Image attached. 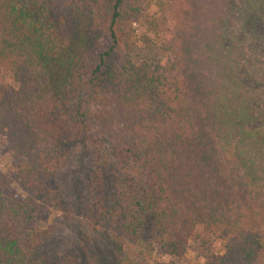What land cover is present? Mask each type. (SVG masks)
<instances>
[{"label":"trees","instance_id":"1","mask_svg":"<svg viewBox=\"0 0 264 264\" xmlns=\"http://www.w3.org/2000/svg\"><path fill=\"white\" fill-rule=\"evenodd\" d=\"M159 1L0 0V141L16 180L62 211L54 182L78 157L86 236L121 251L148 230L161 256H183L203 225L225 246L217 264H264V90L231 83L229 39L264 37V0H171L164 55L137 63L132 23ZM11 183L0 177V264H78L46 249L40 205Z\"/></svg>","mask_w":264,"mask_h":264},{"label":"rangeland","instance_id":"2","mask_svg":"<svg viewBox=\"0 0 264 264\" xmlns=\"http://www.w3.org/2000/svg\"><path fill=\"white\" fill-rule=\"evenodd\" d=\"M171 0H160L147 4L144 13L132 23L133 36L130 46L127 48L132 59L137 62H146L155 65L164 55L162 50V31L169 25L171 20L166 13V5ZM219 6H222L220 4ZM208 21H210L212 48L215 52L218 47L220 33L217 22L223 18V12L213 6ZM239 22V21H237ZM219 26V25H218ZM233 28V27H232ZM215 29L217 31L215 32ZM234 30V29H233ZM230 42L233 51V63L230 70L234 73L231 83L238 82L241 78L243 88L254 89L261 86L264 90V37L258 33L254 38L247 37L242 41L236 38L233 31ZM205 35V34H204ZM216 41V44L213 43ZM242 42V43H241ZM231 43V44H232ZM111 45L110 40L103 39L93 56ZM218 59L221 54L217 49ZM209 68L211 65L209 64ZM215 67H212V69ZM8 81L14 83L11 73L7 75ZM263 97V94L261 92ZM114 126L119 128L116 121ZM7 176L11 179L9 192L17 195L20 199L37 202L40 205V226L48 231L44 244L46 249L62 251L70 250L78 259V264H217L225 251L223 242L206 240L205 227L199 225L187 245L183 256H161L153 247L156 240L150 231H145L134 242H126L121 251L109 238L101 236H86L80 228V218L77 213V204L80 196L85 192L86 174L78 157L69 160L57 175L54 185L57 189L58 199L66 205L67 211H62L54 203L43 196H37L29 192L16 180V175L11 166V158L5 152V145L0 141V177Z\"/></svg>","mask_w":264,"mask_h":264}]
</instances>
